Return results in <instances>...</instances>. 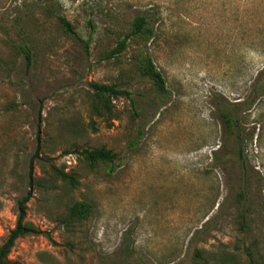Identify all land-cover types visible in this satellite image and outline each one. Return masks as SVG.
Segmentation results:
<instances>
[{
	"label": "rangeland",
	"instance_id": "obj_1",
	"mask_svg": "<svg viewBox=\"0 0 264 264\" xmlns=\"http://www.w3.org/2000/svg\"><path fill=\"white\" fill-rule=\"evenodd\" d=\"M263 68L264 0H0V244L29 190L26 220L41 230L9 258L264 264ZM93 83L131 95L107 113ZM236 102L239 137L223 113ZM101 148L112 162L81 153Z\"/></svg>",
	"mask_w": 264,
	"mask_h": 264
},
{
	"label": "trees",
	"instance_id": "obj_2",
	"mask_svg": "<svg viewBox=\"0 0 264 264\" xmlns=\"http://www.w3.org/2000/svg\"><path fill=\"white\" fill-rule=\"evenodd\" d=\"M60 21L65 26V29L67 32L71 34H75L80 39L79 34L76 32L74 26L71 24L69 20H67L65 17H60ZM145 25H146L145 17L137 16L135 18V29L134 30L136 33L142 32L144 30ZM127 39H128V36L120 40L118 45L109 53V56H115L116 54L121 53L127 46ZM22 51L25 54L27 67L28 69H30L31 64H32V59H33L32 49L30 48V46L23 45ZM145 72L151 76V78L155 81L157 85L164 88V79L161 73L158 70H156L155 66L153 65L151 61H149L147 65L145 66ZM260 74H264V68L262 69ZM259 80L260 78H257V80L253 84V91L255 95L260 93L262 89L264 88ZM92 85L100 100L101 109L107 113H112L114 111L113 100L115 98H118L119 96L130 97L131 95L127 89L118 88L116 85L106 84V83H93ZM240 105L241 104L236 102V104H230V105L224 106V110H223L224 117L227 123H229L231 127L235 128L238 131L237 132L238 137L241 134L239 130L241 129L240 109H239ZM39 140H40V135L38 133L37 134L38 144L28 164L27 176H28L29 186H32L34 184L35 160L40 157ZM81 153L85 154L86 157L90 159L92 162H96V161L112 162L115 158V154L112 152V150H108L106 148H101L99 150L85 149ZM54 167L61 177L68 178V179L71 178V180H73L70 174L64 171H61L56 166ZM31 195H32V191L29 190L28 193L18 203L19 215H18L17 223L15 227L10 231V234L7 237V239L4 240L0 244V264H15V262L9 258V254L17 238L23 235L29 234V233L35 234L41 231L32 222L26 220V208H27V203L29 199L31 198Z\"/></svg>",
	"mask_w": 264,
	"mask_h": 264
}]
</instances>
